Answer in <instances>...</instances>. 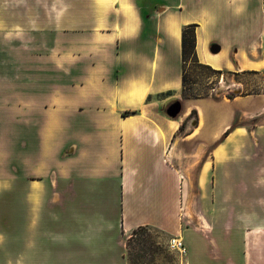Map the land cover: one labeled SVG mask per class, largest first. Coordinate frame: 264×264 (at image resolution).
<instances>
[{
    "label": "crops",
    "instance_id": "1",
    "mask_svg": "<svg viewBox=\"0 0 264 264\" xmlns=\"http://www.w3.org/2000/svg\"><path fill=\"white\" fill-rule=\"evenodd\" d=\"M188 24L201 63L264 69V0H0V264H129L141 227L182 237L185 264H246L232 222L264 213L232 190L263 210L264 97L169 116ZM237 152L255 171L233 175Z\"/></svg>",
    "mask_w": 264,
    "mask_h": 264
},
{
    "label": "rangeland",
    "instance_id": "2",
    "mask_svg": "<svg viewBox=\"0 0 264 264\" xmlns=\"http://www.w3.org/2000/svg\"><path fill=\"white\" fill-rule=\"evenodd\" d=\"M264 54V44L262 46ZM264 56V55H263ZM255 71V72H248ZM186 75L188 78L187 95L202 96V98H209L215 101L226 100L229 101L228 94L235 95H251L262 94L264 97V69L239 71L238 74L226 75L225 77L210 75L199 63L192 61V55L189 56L186 64ZM171 95V94H170ZM176 99L182 102V111L190 105L191 99L183 93ZM172 99L167 103L166 110L175 102ZM222 109L217 107L216 110ZM198 113H191V118H197ZM240 114L237 116V123L245 125L243 132L249 131L252 135L255 133V128L259 125L260 118L252 117L248 121H239ZM238 149V148H237ZM257 159L241 155L240 152L233 154V167L236 178L240 174V166L248 165V168L255 171ZM259 163V162H258ZM264 166V165H263ZM252 180L254 174L250 177ZM255 190H249L246 195L245 191L233 189L232 203L241 208V214L249 212L255 213L263 211L260 205L255 206ZM244 202H249L246 204ZM242 203V204H241ZM257 207V208H256ZM219 211L217 205L211 212ZM264 218V217H263ZM233 226H243L242 239L244 240L245 263L246 264H264V224L263 220L258 221H233ZM169 237L164 232L153 227H141L133 232L128 238V262L129 264H185L186 258H181L176 252L169 247ZM186 257V256H185Z\"/></svg>",
    "mask_w": 264,
    "mask_h": 264
},
{
    "label": "trees",
    "instance_id": "3",
    "mask_svg": "<svg viewBox=\"0 0 264 264\" xmlns=\"http://www.w3.org/2000/svg\"><path fill=\"white\" fill-rule=\"evenodd\" d=\"M196 26L197 24H188L185 25L183 28L182 32V61H183V94L188 97V98H202V96H195V95H187V83H188V78L186 75V64L188 61L189 56L192 55V61L199 63L210 75L214 76H221L225 77L226 75H233V74H238V72H233V71H226V70H221V69H216L213 68L211 65L201 63L199 61L197 51H196ZM248 72H255V71H248ZM238 95L235 94H228V97L233 99ZM175 101H180L179 99H176ZM136 112L135 110H126L123 112L124 116H127L131 113ZM167 112V110H166ZM197 113V109H193L192 113ZM168 114V113H167ZM169 115V114H168ZM170 116V115H169ZM235 123L227 128L225 132L223 133L222 137L220 138V141L224 140L227 135H229L233 129H234Z\"/></svg>",
    "mask_w": 264,
    "mask_h": 264
},
{
    "label": "built area",
    "instance_id": "4",
    "mask_svg": "<svg viewBox=\"0 0 264 264\" xmlns=\"http://www.w3.org/2000/svg\"><path fill=\"white\" fill-rule=\"evenodd\" d=\"M169 247L172 251L176 252L181 258H185L188 249L185 241L180 236H172L169 239Z\"/></svg>",
    "mask_w": 264,
    "mask_h": 264
},
{
    "label": "water",
    "instance_id": "5",
    "mask_svg": "<svg viewBox=\"0 0 264 264\" xmlns=\"http://www.w3.org/2000/svg\"><path fill=\"white\" fill-rule=\"evenodd\" d=\"M182 111V102L181 101H175L168 109L167 113L171 117H177L181 114Z\"/></svg>",
    "mask_w": 264,
    "mask_h": 264
}]
</instances>
